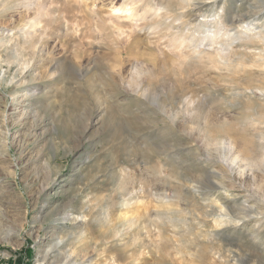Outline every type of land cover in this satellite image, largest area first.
Instances as JSON below:
<instances>
[{
    "label": "rangeland",
    "instance_id": "rangeland-1",
    "mask_svg": "<svg viewBox=\"0 0 264 264\" xmlns=\"http://www.w3.org/2000/svg\"><path fill=\"white\" fill-rule=\"evenodd\" d=\"M242 149L264 0H0V264H264Z\"/></svg>",
    "mask_w": 264,
    "mask_h": 264
},
{
    "label": "bare ground",
    "instance_id": "bare-ground-1",
    "mask_svg": "<svg viewBox=\"0 0 264 264\" xmlns=\"http://www.w3.org/2000/svg\"><path fill=\"white\" fill-rule=\"evenodd\" d=\"M154 91L156 92V90H154ZM153 92H152V94H154ZM155 98H156V96H155ZM174 99H175L174 95H171L168 98V100H170L171 104L173 103ZM220 133L221 134L223 133V135H226V134H224V133H226L225 131H222V132L218 131L217 134H215V138L217 139L219 144L224 145V143L226 142L225 141L226 138L221 136ZM221 153L223 154L222 157L226 156L224 152H220V154ZM230 160L231 161L238 160L237 163H238L239 167H243V168H253V167L264 168V152L263 151L260 154H255V153H251V151L245 152V149L244 150L242 149V152H241L240 155L233 156ZM213 177L211 176V178L214 179L213 181H208L207 182L210 188H217L219 186H223L224 185L223 182L221 181V178L219 179L220 176L219 177L215 176V178H213ZM194 183L196 185L197 184L200 185L196 181H194ZM195 188L196 189H198V188L201 189V186H198V187L196 186ZM246 201L241 206H239V208L237 210H234V208L232 209L230 207L229 208L226 207L228 209L227 213L232 215L235 219H238L239 221H242L241 225L244 228L249 226V223L251 221H254L253 226L251 224V226H252L251 228H253L252 232H251V235H252L251 237H252V240L254 241L255 244L262 246V249L260 248V252L263 253L264 252V201L261 200V199L254 198L252 200L251 204H249V205H247ZM261 258H262V262H264V257L261 256Z\"/></svg>",
    "mask_w": 264,
    "mask_h": 264
}]
</instances>
